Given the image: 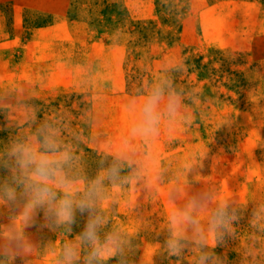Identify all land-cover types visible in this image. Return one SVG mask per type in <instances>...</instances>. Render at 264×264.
<instances>
[{
	"label": "rangeland",
	"instance_id": "1",
	"mask_svg": "<svg viewBox=\"0 0 264 264\" xmlns=\"http://www.w3.org/2000/svg\"><path fill=\"white\" fill-rule=\"evenodd\" d=\"M155 84L181 104L145 140L131 134L128 105ZM46 125L82 186L118 150L132 154L139 179L106 181L95 209L101 237L119 232L123 243L105 264H197L198 247L173 255L166 240L173 207L199 194L212 197L201 223L219 201L236 216L205 250L211 264H264V0H0V189L21 195L8 153L39 148ZM23 204L0 191V240L11 225L30 246L0 264H59L87 214L71 231L42 214L25 229Z\"/></svg>",
	"mask_w": 264,
	"mask_h": 264
},
{
	"label": "clouds",
	"instance_id": "2",
	"mask_svg": "<svg viewBox=\"0 0 264 264\" xmlns=\"http://www.w3.org/2000/svg\"><path fill=\"white\" fill-rule=\"evenodd\" d=\"M180 104L179 95L164 84L151 86L140 102L132 101L128 105L134 117L131 134L145 140L157 136L162 119L179 111ZM37 141L39 148L31 143H18L8 153L12 166L23 174L18 185L23 190L21 195L18 196L17 188L12 185L0 189L8 202L23 199L21 219L24 228L40 227L42 214L45 220L71 231L77 214H87L83 231L77 237L78 243L69 241L63 244L59 264H80L81 249L85 246L83 264H105L107 260L122 255L120 233L110 232L102 238L100 228L105 220L95 209L103 198L106 181L116 188L139 179L132 154L118 150L107 167L82 186L68 171L74 160L73 153L61 147L50 126L39 130ZM126 167L133 171L122 175ZM211 202L209 194H199L189 197L182 207H173L168 217L169 236L166 240L171 254L180 255L189 245H195L201 250L197 264H211L213 257L205 250L221 238L236 219L228 202L219 201L208 215L207 223H201V217ZM8 227L7 238L0 240V255L22 257L30 246L13 226Z\"/></svg>",
	"mask_w": 264,
	"mask_h": 264
}]
</instances>
